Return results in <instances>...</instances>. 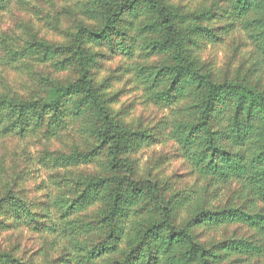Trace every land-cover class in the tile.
Listing matches in <instances>:
<instances>
[{"label":"clouds","instance_id":"clouds-1","mask_svg":"<svg viewBox=\"0 0 264 264\" xmlns=\"http://www.w3.org/2000/svg\"><path fill=\"white\" fill-rule=\"evenodd\" d=\"M0 264H264V0H0Z\"/></svg>","mask_w":264,"mask_h":264}]
</instances>
